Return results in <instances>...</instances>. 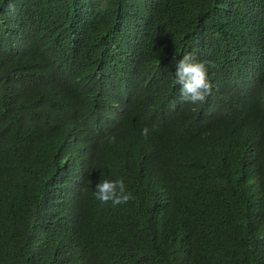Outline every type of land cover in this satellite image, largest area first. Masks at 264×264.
Segmentation results:
<instances>
[{
	"label": "trees",
	"instance_id": "16d2710c",
	"mask_svg": "<svg viewBox=\"0 0 264 264\" xmlns=\"http://www.w3.org/2000/svg\"><path fill=\"white\" fill-rule=\"evenodd\" d=\"M0 264H264V0H0Z\"/></svg>",
	"mask_w": 264,
	"mask_h": 264
},
{
	"label": "clouds",
	"instance_id": "9594fccd",
	"mask_svg": "<svg viewBox=\"0 0 264 264\" xmlns=\"http://www.w3.org/2000/svg\"><path fill=\"white\" fill-rule=\"evenodd\" d=\"M211 60H197L192 54H185L176 63L174 73L175 82L180 87V96L183 101L197 104L203 103L212 93V83L208 77L209 68H215ZM150 129L145 126L141 135L147 138ZM95 198L101 203L120 205L133 199L131 192L127 191L124 179H103L95 185Z\"/></svg>",
	"mask_w": 264,
	"mask_h": 264
}]
</instances>
